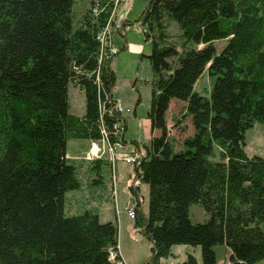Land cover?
Segmentation results:
<instances>
[{
    "label": "trees",
    "instance_id": "trees-1",
    "mask_svg": "<svg viewBox=\"0 0 264 264\" xmlns=\"http://www.w3.org/2000/svg\"><path fill=\"white\" fill-rule=\"evenodd\" d=\"M95 2L76 27V0H0V264L123 262L117 221L65 212L66 194L82 188L69 141L96 142L104 122L119 119L103 113L117 77L112 57L100 62L98 40L115 2L99 0V16ZM147 2V115L161 134L141 166L147 211L134 207L136 228L153 245L149 264L171 258L175 246L201 247L203 264H218V246L229 248L230 264H264V155L246 150L248 132L264 124V0ZM206 72L214 83L203 96L196 86ZM70 86L85 96L83 116L71 112ZM169 116L194 127L179 152ZM91 163L99 180L112 167ZM193 206L206 223L193 222Z\"/></svg>",
    "mask_w": 264,
    "mask_h": 264
},
{
    "label": "rangeland",
    "instance_id": "rangeland-1",
    "mask_svg": "<svg viewBox=\"0 0 264 264\" xmlns=\"http://www.w3.org/2000/svg\"><path fill=\"white\" fill-rule=\"evenodd\" d=\"M95 2V7L99 4V0H76L73 8L74 25L78 27V24L82 21L83 17L88 13L91 4ZM148 0H114L118 2V13L123 15V20H119L121 24L122 32H116L113 27L110 29V35L105 37V44L109 49L119 50L118 54H113L114 60L113 68L116 73L117 81L115 88V96L120 98L123 103L130 108L135 114L131 115L128 120V133L126 141L128 143H136L138 141L142 145V151L146 152V147L150 145L152 139V133L150 130V124L147 119V113L151 106V86L148 84L152 80L153 71L147 59H143L142 56H147L152 51V45L150 42H146L144 34V26L141 23V18L147 8ZM150 1V0H149ZM98 9V16L100 14ZM170 33L174 36L179 35L180 31L175 23H171ZM122 34V35H121ZM124 43L126 44L124 46ZM222 43V47L225 46V42ZM111 45L113 47H111ZM220 49V48H219ZM117 53V50H116ZM121 53V54H120ZM137 81V86L134 88L133 83ZM214 83L208 72L197 83L196 89L201 92L203 96L211 91ZM70 104L71 112L76 116H83L85 114V96L81 94L78 89H74L70 86ZM141 100L140 104H137V100ZM172 118L173 114L178 111V101L173 102ZM179 103H183L180 102ZM180 114H178L179 116ZM169 116V125L171 133L170 139L174 141L176 146L175 151L179 152L183 149V141L185 138H190L194 135V127L190 118L184 120V125L175 124L176 119H171ZM126 117L123 118V121ZM172 122V124H171ZM182 126L186 127L182 130ZM109 137L113 136L114 125L110 126ZM127 130L124 132L122 141L126 144L124 136ZM160 131L156 135L159 134ZM156 135L154 137H156ZM100 140V139H99ZM98 140V141H99ZM97 142V141H96ZM91 141V148L88 152H85L84 157L80 160V154L84 148L82 140H70L68 144V159L77 165L78 178L82 184V188L78 191L70 192L66 194V215L77 216L83 214L87 210H92L98 214H101V219L104 222H109L110 218L113 221L118 219L121 224V231L119 229V252L122 260L125 264H149L152 261L153 250H151L152 243L142 235L138 230L131 226L132 221L125 222L127 218V211L129 208H133L136 204L135 199L138 195H141L146 204L147 211L149 190L148 186L143 184V181L137 183L134 179L126 177L132 171L127 169L125 162H119L118 164V176H115V170L117 164H112L110 169H103L101 174L102 179L99 180L97 172L93 169V164L85 159L90 156L93 145L96 143ZM247 152L250 156L264 155V124L256 123L254 128L247 134ZM130 147V146H129ZM131 151H134V147H130ZM145 149V150H144ZM106 154L101 155L106 158L105 160L110 163L113 160H118V152L111 147L105 148ZM109 159V160H107ZM124 163V164H123ZM131 166V165H130ZM112 171V172H111ZM135 171V169H134ZM111 173L113 178L111 181ZM135 178V177H134ZM131 179V181H130ZM98 181L96 183L95 181ZM104 181L103 184L100 182ZM116 190V202L111 200L110 190ZM105 204V205H104ZM118 218V219H117ZM191 218L195 223H206L209 219L205 211L200 206H193L191 209ZM128 219V218H127ZM218 256V264H230L229 256L231 254L229 248L225 246H218L216 248ZM174 256L168 259L161 260V264H183L188 260L190 255H193L197 264H203L201 247L192 246H175L172 249ZM123 255V256H122ZM125 261H124V258ZM114 259V258H113Z\"/></svg>",
    "mask_w": 264,
    "mask_h": 264
},
{
    "label": "built area",
    "instance_id": "built-area-1",
    "mask_svg": "<svg viewBox=\"0 0 264 264\" xmlns=\"http://www.w3.org/2000/svg\"><path fill=\"white\" fill-rule=\"evenodd\" d=\"M117 4H118V2L115 3V8L113 11H111V15L109 17L107 26H105L103 32H101L99 34V40L101 41V44H102L101 52H106V49H109V47L105 44V37L107 35H110L111 27H113L116 32H119V33L122 32L121 24L118 23V21L123 20L124 17L122 14H119L117 12L118 11ZM94 13L96 15L98 14V5L94 9ZM125 45L126 44L124 43V46ZM111 47H113V46L111 45ZM115 49L117 50V53H116V50H114L113 54H118L119 50L116 47H115ZM113 57H114V55H113ZM100 61H102V59H100ZM110 103L111 104H110L109 109L104 110L103 113L109 114L110 117H114V116L119 117L117 122L113 123V125H114L113 136L109 137L110 128H108L104 122V125H102L101 139L93 145L92 150L90 152L89 159L86 157H85V159L90 161V162L105 160V158L101 156V155L106 154L105 148L106 147L107 148L111 147V149L114 148L118 152V160L112 159L113 161L110 163L115 165L119 162H125L126 164L133 166L135 169L134 181L137 183H140L143 179V172H142L141 166H142L143 161L145 160L146 152L137 150L133 154L127 153L124 151L125 143H123V141H122L123 134L127 130V125L123 121V118L128 117V115L133 114V111L130 108H128L123 103V101L120 98H118L117 96H114V98L112 99V101ZM113 190H115V189H113ZM136 202L139 205L140 209L146 208L145 200L141 195H138ZM127 215L131 220L135 221V219H136V208L135 207L129 208L127 211ZM115 257H116V254H112V258L115 259ZM120 264H124V263L120 262Z\"/></svg>",
    "mask_w": 264,
    "mask_h": 264
},
{
    "label": "crops",
    "instance_id": "crops-1",
    "mask_svg": "<svg viewBox=\"0 0 264 264\" xmlns=\"http://www.w3.org/2000/svg\"><path fill=\"white\" fill-rule=\"evenodd\" d=\"M121 54V53H120ZM115 60V59H114ZM114 60H113V62H112V69L114 70V68H113V63H114ZM133 87L134 88H136V86H137V81L136 82H134L133 83ZM115 88H116V86H115ZM114 92H115V89H114ZM137 104H138V100H137ZM172 104H174V103H172ZM133 114H135L134 112H133ZM133 114H131V115H133ZM148 114V113H147ZM131 115H128V117H126V123H127V132H126V134H125V136H124V140L126 141V139H127V133H128V120L130 119L129 117L131 116ZM147 119H148V115H147ZM148 121H149V124H150V130H151V123H150V120L148 119ZM151 133H152V136L154 137L158 132H155V133H153L152 132V130H151ZM152 137V138H153ZM152 140V139H151ZM151 142V141H150ZM83 145H84V148L82 149V152H81V154H80V160H82V158L84 157V155H85V152H88L89 150H90V148H91V145H90V141H85V143H83ZM132 146V147H134V151H131V148L130 147ZM137 150H140V151H142V145H141V143H139L138 141H136V143H128L127 141H126V144H125V149H124V151L125 152H127V153H130V154H133L135 151H137ZM145 150V149H144ZM106 159V158H105ZM107 160H109V159H107ZM110 161V160H109ZM118 164H120V163H118ZM116 165L117 166V168H116V170H115V176L117 177L118 176V166L119 165ZM124 164V163H123ZM126 166H128L127 167V169H130V167L132 168L131 170V172H130V170H128L129 171V173H128V175H127V177H126V180H128L129 178H133L134 179V177H135V171H134V167L133 166H130L129 164H125ZM108 169H111L109 166L107 167ZM106 168V169H107ZM112 172V171H111ZM111 179V178H110ZM131 179H130V181H131ZM101 184H103L104 183V181H102V182H100ZM148 190H149V188H148ZM110 192H111V200L115 203L116 202V199L114 198V196H113V194H112V190H110ZM136 197V199H135V202L137 201V196H135ZM105 205V204H104ZM136 205V204H135ZM100 215V218H101V214H99ZM128 218V219H127ZM127 218L125 219V222L127 221V222H129V221H132V222H130L131 223V226L132 227H134L135 229H137L136 228V221H133V220H131L129 217H128V215H127ZM118 219V218H117ZM110 221H113V220H111V218H110ZM107 222V221H106ZM118 222H119V229H120V231H121V224H120V220L118 219ZM140 233H141V231H139ZM152 247H151V250H152V248H153V245H151ZM120 253H121V250L119 251ZM123 256V255H122ZM174 256V255H173ZM124 258V257H123ZM124 261H125V258H124ZM126 262V261H125Z\"/></svg>",
    "mask_w": 264,
    "mask_h": 264
},
{
    "label": "bare ground",
    "instance_id": "bare-ground-1",
    "mask_svg": "<svg viewBox=\"0 0 264 264\" xmlns=\"http://www.w3.org/2000/svg\"><path fill=\"white\" fill-rule=\"evenodd\" d=\"M98 6H99V4H98ZM98 40H99V37H98ZM109 57H113V49H106V52H101V58L100 59H102V61L104 58H109ZM102 61H100V62H102ZM146 157H147V155L145 154V159H146ZM114 180H115V175H114ZM112 194H113L114 198L116 199V190L112 189Z\"/></svg>",
    "mask_w": 264,
    "mask_h": 264
}]
</instances>
